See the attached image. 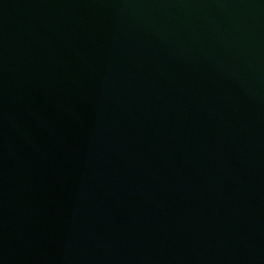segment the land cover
Returning <instances> with one entry per match:
<instances>
[{"label":"water","instance_id":"obj_1","mask_svg":"<svg viewBox=\"0 0 264 264\" xmlns=\"http://www.w3.org/2000/svg\"><path fill=\"white\" fill-rule=\"evenodd\" d=\"M0 264H264V0H0Z\"/></svg>","mask_w":264,"mask_h":264}]
</instances>
